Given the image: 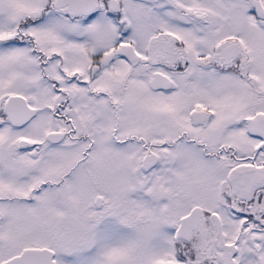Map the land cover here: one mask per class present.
<instances>
[{"label": "snow or ice", "instance_id": "6c2138e0", "mask_svg": "<svg viewBox=\"0 0 264 264\" xmlns=\"http://www.w3.org/2000/svg\"><path fill=\"white\" fill-rule=\"evenodd\" d=\"M0 264H264V0H0Z\"/></svg>", "mask_w": 264, "mask_h": 264}]
</instances>
